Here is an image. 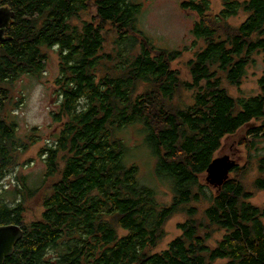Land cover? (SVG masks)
Instances as JSON below:
<instances>
[{
	"label": "trees",
	"instance_id": "1",
	"mask_svg": "<svg viewBox=\"0 0 264 264\" xmlns=\"http://www.w3.org/2000/svg\"><path fill=\"white\" fill-rule=\"evenodd\" d=\"M4 5L15 17L12 40L0 47V184L40 142L36 129L18 136L9 115L13 84L45 73L49 51L60 59L54 114L60 129L41 152L44 184L35 191L19 178L14 191L0 189V227L24 230L5 264H264V209L252 204L256 193L244 185L252 162L237 166L219 192L203 182L224 140L249 128L240 146L257 162L254 190L264 192V155L253 156L264 141V74L257 96L235 98L226 87L240 88L256 58L264 62V0H223L218 15L210 0L182 2L198 17L191 81L172 67L183 51L159 48L139 29L137 0ZM92 5L96 21L75 25ZM242 16L239 26L231 24ZM107 25L117 35L111 54L104 53ZM138 125L158 177L171 186L168 205L139 181L138 166L125 164L129 150L119 134ZM39 195L44 212L26 224L25 202ZM180 213L182 235L156 253L167 223ZM217 233L223 237L212 246Z\"/></svg>",
	"mask_w": 264,
	"mask_h": 264
},
{
	"label": "rangeland",
	"instance_id": "2",
	"mask_svg": "<svg viewBox=\"0 0 264 264\" xmlns=\"http://www.w3.org/2000/svg\"><path fill=\"white\" fill-rule=\"evenodd\" d=\"M137 1L143 5V13L138 24L139 29L157 47L170 51H183V57L173 63L172 67L180 72L182 79L191 81L188 63L194 58L197 51L194 48L196 40L192 35L198 19L197 14L182 9L181 4L185 0ZM210 1L212 14L218 15L223 10V0ZM96 13V7L92 5L87 12L74 21V24L80 26L83 22H95ZM244 19L243 16L233 19L231 24L239 26ZM104 34L106 39L104 53L111 54L116 46V31L112 26L107 25ZM48 56L49 60L45 73L39 77L25 75L13 84V105L9 107V115L12 121L18 123V136L25 139L27 136H31L36 129L40 142L22 155L20 166L13 169L3 180V183L0 184L3 193L14 191L19 178H26L28 186L35 191L42 187L45 181L47 167L41 152L48 145H52L54 137L60 129L54 119V114L59 111V99L55 82L60 76V59L57 50L49 51ZM263 74L264 62L262 58L257 57L256 63L248 69L247 77L240 88L231 87L227 84L226 87L235 98L257 96L261 92L259 80ZM183 98L185 103H190V93H184ZM18 102L19 107L17 106ZM248 130L249 128L242 129L236 135L227 137L218 156L229 155L240 166L247 165L248 161L252 162L251 171L246 176L244 185L248 191L256 193L251 200L252 204L264 209V192L254 190V181L258 175L257 162L255 159L249 158L246 147L240 146V143L246 139ZM119 137L129 150L125 164L138 166L139 181L155 189L159 194L161 203L170 204L173 198L171 186L167 181L160 180L158 177L156 172L157 159L148 149L146 136L141 127L139 125L133 126L123 134H119ZM254 155H264V141L258 143ZM203 180L206 183L205 185L215 192V189L207 184L206 176ZM41 201L42 196L39 195L38 197L28 198L25 202L26 213L24 219L26 224L41 218L44 212ZM185 221L186 216L180 213L167 223L165 228L166 237L156 249V253L166 250L172 241L182 235L179 225ZM222 237V233H217L211 241V245L215 246ZM226 263V261H218L216 264Z\"/></svg>",
	"mask_w": 264,
	"mask_h": 264
},
{
	"label": "water",
	"instance_id": "3",
	"mask_svg": "<svg viewBox=\"0 0 264 264\" xmlns=\"http://www.w3.org/2000/svg\"><path fill=\"white\" fill-rule=\"evenodd\" d=\"M14 13H10L11 18ZM4 31L0 34V43L11 41L12 38L4 39ZM239 163L229 155L216 157L206 173L207 184L219 192L223 185L231 178L232 172ZM24 230L18 225L0 227V264H5L7 258L14 254L16 245L23 239Z\"/></svg>",
	"mask_w": 264,
	"mask_h": 264
},
{
	"label": "flooded vegetation",
	"instance_id": "4",
	"mask_svg": "<svg viewBox=\"0 0 264 264\" xmlns=\"http://www.w3.org/2000/svg\"><path fill=\"white\" fill-rule=\"evenodd\" d=\"M10 13H14L10 8L4 5V0H0V34L4 31V39L11 38L9 31L13 25V18H11ZM15 14V13H14ZM7 41L0 43V47Z\"/></svg>",
	"mask_w": 264,
	"mask_h": 264
},
{
	"label": "bare ground",
	"instance_id": "5",
	"mask_svg": "<svg viewBox=\"0 0 264 264\" xmlns=\"http://www.w3.org/2000/svg\"><path fill=\"white\" fill-rule=\"evenodd\" d=\"M182 100V99H181ZM187 108V107H186ZM251 188V187H250Z\"/></svg>",
	"mask_w": 264,
	"mask_h": 264
}]
</instances>
